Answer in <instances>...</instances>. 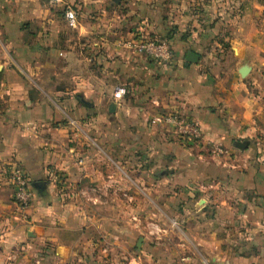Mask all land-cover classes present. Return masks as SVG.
<instances>
[{"label":"crops","instance_id":"1","mask_svg":"<svg viewBox=\"0 0 264 264\" xmlns=\"http://www.w3.org/2000/svg\"><path fill=\"white\" fill-rule=\"evenodd\" d=\"M68 2L82 9L78 29L60 6L0 0V264H264L263 6L229 0L234 11L218 14L171 0L166 17L159 0ZM172 28V66L136 49ZM13 165L31 181L26 210ZM161 177L168 196L198 197L178 249L165 244L173 230L128 218L158 208Z\"/></svg>","mask_w":264,"mask_h":264},{"label":"rangeland","instance_id":"2","mask_svg":"<svg viewBox=\"0 0 264 264\" xmlns=\"http://www.w3.org/2000/svg\"><path fill=\"white\" fill-rule=\"evenodd\" d=\"M160 1V8H161V14L162 16H168L169 14V7L168 4L171 2V0H159ZM208 2V10L211 11L212 13H216L218 12V14L220 12H226L227 14L229 12L234 11L233 9V4H228L227 1L229 0H204ZM255 1L257 4H260L261 6H263V11H262V18L258 21V24L260 25V27H264V5L262 4L263 0H253ZM213 2L216 3L213 4ZM172 4V3H171ZM112 11H114V9H111ZM60 13H63L62 8L59 11ZM83 18H81V23ZM87 19V18H86ZM85 19V20H86ZM174 28H172L171 30H169L168 32H166L165 34H163L164 38L169 39L171 38V34L173 33ZM183 36H179L183 39H185V32H182ZM163 38V39H164ZM171 45L174 48V50H179V48L177 47L178 45H176L173 41H171ZM183 54L185 55V53L183 52ZM191 122V121H190ZM199 141V140H198ZM197 141V142H198ZM196 142V141H193ZM165 170V169H163ZM168 173L170 172V170L167 171ZM200 173L199 171L197 172V174ZM162 179L159 180L160 184V188L163 191L161 194L159 195V198L155 199V202L158 204V208L155 209V211L153 212H149V211H135V210H130V212L128 213V218L130 220H134L137 221L140 218H148L150 221L152 222H156L154 223V227L152 229V231L154 233H156V235L159 234H166L168 233V231H172V236L167 235L169 238L167 239V244L166 246H169L170 244H172L171 246L173 248H180L181 246H178L179 242H180V238H178V235H174V233L177 234H183V230L181 228V225L183 220L186 219V214H188L187 212L184 211V209L191 205L192 203L196 202L198 199L197 195L194 194V192L192 193V195H180V190L178 189V196H174L173 194H170L172 196H168L167 193L171 192V187L168 186V181H163V178L166 177H161ZM162 180V181H161ZM178 187H182V186H178ZM192 188L193 190H195L196 188H198V185L195 183H192ZM183 189V187L181 188ZM175 190V188H174ZM127 199L129 201H134L135 199L132 196H128ZM144 199L148 202H150L151 197H144ZM197 199V200H196ZM196 200V201H195ZM114 214V213H113ZM119 214V213H118ZM117 213H115V215L118 217ZM149 216V217H147ZM178 222V226L174 225V222ZM160 223V224H159ZM159 225V228L156 226ZM171 227V228H168ZM179 228V229H178ZM181 229V230H180ZM154 237V236H153ZM170 247V246H169ZM183 248V247H182ZM180 256L182 258H184V254H183V250H182V254H180ZM181 258V259H182ZM183 260V259H182Z\"/></svg>","mask_w":264,"mask_h":264},{"label":"built area","instance_id":"3","mask_svg":"<svg viewBox=\"0 0 264 264\" xmlns=\"http://www.w3.org/2000/svg\"><path fill=\"white\" fill-rule=\"evenodd\" d=\"M46 1L51 6H60L63 8L64 19L66 25L70 29H78L81 21V13L76 6L68 0H39ZM136 49L138 52L148 54L153 60L158 63L172 66L175 61V52L171 45L163 39L154 38L152 40L137 39ZM128 93L125 87H118L115 90L114 97L117 101L122 100ZM170 122L177 124L180 128L181 135L189 136L194 141H198L201 133L196 125L192 122L179 117L178 115H170ZM9 178L14 188V200L21 210H26L30 207L34 194L29 177L25 171L18 165H13L8 169Z\"/></svg>","mask_w":264,"mask_h":264},{"label":"water","instance_id":"4","mask_svg":"<svg viewBox=\"0 0 264 264\" xmlns=\"http://www.w3.org/2000/svg\"><path fill=\"white\" fill-rule=\"evenodd\" d=\"M186 60H187V64L186 65L189 66L191 63H197L198 60H199V57H198V55L196 53L190 52V53H188ZM249 72H250V68L248 66H243L242 67V69H241V75L243 77H246ZM246 146L247 145H246L245 142H237L236 143V147L238 149H241V150L245 149ZM142 242H143V239H140L139 242H138V247L139 248L142 246Z\"/></svg>","mask_w":264,"mask_h":264},{"label":"trees","instance_id":"5","mask_svg":"<svg viewBox=\"0 0 264 264\" xmlns=\"http://www.w3.org/2000/svg\"><path fill=\"white\" fill-rule=\"evenodd\" d=\"M262 4L264 5V0H263ZM75 6L79 10V12L81 13V18H82V9L79 6H77V5H75ZM157 38L163 39L164 37H157ZM163 40H166L171 45V43H170V41L172 40L171 38H169V39L164 38ZM171 47H172V45H171ZM174 52H175V50H174Z\"/></svg>","mask_w":264,"mask_h":264}]
</instances>
